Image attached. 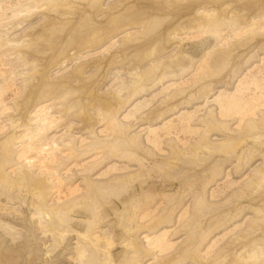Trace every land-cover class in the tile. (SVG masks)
<instances>
[{"label":"rangeland","instance_id":"1","mask_svg":"<svg viewBox=\"0 0 264 264\" xmlns=\"http://www.w3.org/2000/svg\"><path fill=\"white\" fill-rule=\"evenodd\" d=\"M0 264H264V0H0Z\"/></svg>","mask_w":264,"mask_h":264}]
</instances>
